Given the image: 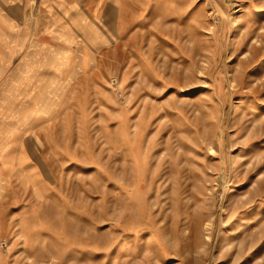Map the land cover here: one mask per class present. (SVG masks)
<instances>
[{"label":"rangeland","instance_id":"374dc122","mask_svg":"<svg viewBox=\"0 0 264 264\" xmlns=\"http://www.w3.org/2000/svg\"><path fill=\"white\" fill-rule=\"evenodd\" d=\"M32 1L0 40V264H264V0Z\"/></svg>","mask_w":264,"mask_h":264},{"label":"crops","instance_id":"0c3cea01","mask_svg":"<svg viewBox=\"0 0 264 264\" xmlns=\"http://www.w3.org/2000/svg\"><path fill=\"white\" fill-rule=\"evenodd\" d=\"M31 1V2H30ZM32 0H0V40L9 36L10 40H15L24 27V14L29 8L32 10ZM39 8L52 7L60 0H37ZM76 7L78 0H75ZM20 29V30H19ZM27 29V28H25Z\"/></svg>","mask_w":264,"mask_h":264},{"label":"built area","instance_id":"2783aa9c","mask_svg":"<svg viewBox=\"0 0 264 264\" xmlns=\"http://www.w3.org/2000/svg\"><path fill=\"white\" fill-rule=\"evenodd\" d=\"M116 82V78L115 77H112L111 78V83L114 84Z\"/></svg>","mask_w":264,"mask_h":264}]
</instances>
